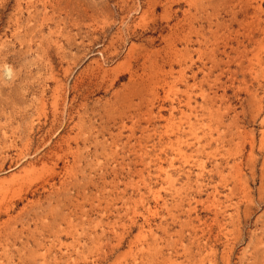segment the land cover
<instances>
[{
  "label": "rangeland",
  "instance_id": "rangeland-1",
  "mask_svg": "<svg viewBox=\"0 0 264 264\" xmlns=\"http://www.w3.org/2000/svg\"><path fill=\"white\" fill-rule=\"evenodd\" d=\"M0 264H264V0H0Z\"/></svg>",
  "mask_w": 264,
  "mask_h": 264
},
{
  "label": "bare ground",
  "instance_id": "bare-ground-1",
  "mask_svg": "<svg viewBox=\"0 0 264 264\" xmlns=\"http://www.w3.org/2000/svg\"><path fill=\"white\" fill-rule=\"evenodd\" d=\"M10 72V70L8 69L6 73Z\"/></svg>",
  "mask_w": 264,
  "mask_h": 264
}]
</instances>
